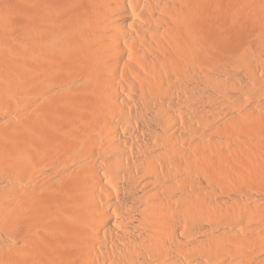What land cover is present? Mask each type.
Segmentation results:
<instances>
[{
  "label": "bare ground",
  "instance_id": "6f19581e",
  "mask_svg": "<svg viewBox=\"0 0 264 264\" xmlns=\"http://www.w3.org/2000/svg\"><path fill=\"white\" fill-rule=\"evenodd\" d=\"M219 2L0 0V264L264 263V9L224 50Z\"/></svg>",
  "mask_w": 264,
  "mask_h": 264
},
{
  "label": "rangeland",
  "instance_id": "374dc122",
  "mask_svg": "<svg viewBox=\"0 0 264 264\" xmlns=\"http://www.w3.org/2000/svg\"><path fill=\"white\" fill-rule=\"evenodd\" d=\"M249 5H251L252 7L248 9V7H250ZM259 6H260V8H259ZM233 7H235V8L234 9H231ZM255 8L256 9L258 8L257 11L263 10L264 9V0H220L219 6H218V9H217V14L212 19V21H213L212 24H214L216 22L217 23L214 24V26H215L214 29L211 28L213 25H210V30H212L211 31L212 34L210 33V35L215 36V34H218L219 35L222 32L220 34L221 38L219 36L220 41L222 42L221 43L222 48L224 49V47H225L226 49L228 48V50H231V49L233 50L234 48L236 49V47H239L238 45H240L242 43V40L246 42L247 41L246 38L247 37H251V35H252L251 32H254L253 30L257 27V23L259 21V15H256L257 14L256 13L257 11L254 10ZM233 10H234V12H233ZM235 11H237V13ZM249 13L251 14V16H250ZM232 22H234L235 24H233ZM247 28H249V29H247ZM217 32H219V33H217ZM248 34H251V35H248ZM249 39L250 38H248V40ZM239 41H240V43H239ZM228 83L229 82L228 81H225V79H223L222 81H220V84H218V82H215L214 81V82H212L210 84L209 90H211L212 88H216V87H221V86L224 87V85L226 86ZM63 131L66 132L67 130H60L59 132L62 133ZM65 132H63L64 134L62 133L63 135L62 134L60 135V133L57 135L58 137L61 136L62 139L61 138H59V139L62 140V143L63 144H64V140L65 139L67 140V142L69 140L71 141V139H73V135H71V133H70V135H71L70 136L69 134L66 135ZM68 132H70V131H67L66 133H68ZM46 140H50V139H46ZM66 140H65V142H66ZM53 146H55V145H53ZM55 147L57 148V145ZM65 151L66 152H70V148H67L66 147L65 148ZM78 155H82L81 152L78 153V154H76V155L70 154V156H72V157L74 156V158H77ZM256 209L258 210V211H255L256 220L258 218L260 220H257L256 221L255 218H254L251 221V223L253 222V224L256 225V224H258L257 222H260L261 220L263 221V222L262 221L261 222L264 223V204L262 202L256 203ZM261 222H260L259 226H261V227L264 228V225ZM248 250H250L254 254H256V252H257L256 249H254V247L253 248H249ZM253 253H251V254H253ZM254 256H256V255H254Z\"/></svg>",
  "mask_w": 264,
  "mask_h": 264
}]
</instances>
